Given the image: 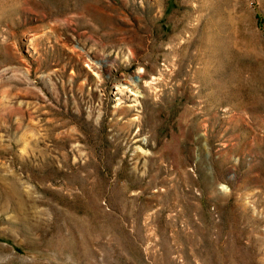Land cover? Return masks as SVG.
<instances>
[{
	"label": "rangeland",
	"instance_id": "rangeland-1",
	"mask_svg": "<svg viewBox=\"0 0 264 264\" xmlns=\"http://www.w3.org/2000/svg\"><path fill=\"white\" fill-rule=\"evenodd\" d=\"M0 264H264V0H0Z\"/></svg>",
	"mask_w": 264,
	"mask_h": 264
}]
</instances>
